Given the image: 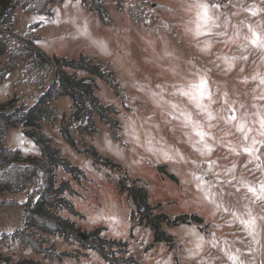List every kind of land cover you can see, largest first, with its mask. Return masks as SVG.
<instances>
[{"label":"rangeland","instance_id":"obj_1","mask_svg":"<svg viewBox=\"0 0 264 264\" xmlns=\"http://www.w3.org/2000/svg\"><path fill=\"white\" fill-rule=\"evenodd\" d=\"M101 2L107 22L80 0H54L49 13L14 10L16 31L29 32L46 54L91 57L113 72L121 88L115 94L98 75L77 72L89 75L100 102L116 109L119 139L94 113L97 130H73L71 146L59 130L70 113L66 95L57 106L50 102L52 124L39 120L51 144L84 173L75 179L56 167V184L69 182L73 191L62 196L76 210L56 213L84 234L102 227L101 235L125 240L127 251L115 254L132 256L136 261L129 264H264V0H123L119 8L113 0ZM21 67L23 81L32 85L13 94L16 105L30 106L28 98L34 102L47 85L51 69H42L37 83L20 61L0 82V102L22 87ZM22 128L11 127L5 145L22 147L23 157L39 156L29 154L38 146ZM88 146L121 168L95 162L84 152ZM124 173L146 188L152 212L194 213L202 221H161L172 246L154 240L153 229L138 222L132 198L118 189ZM27 190L4 198L24 200ZM0 210V235H9L0 251L12 260L109 264L83 241L53 232L35 236L42 248L68 254L36 251L10 236L23 225V207L4 204Z\"/></svg>","mask_w":264,"mask_h":264},{"label":"trees","instance_id":"obj_2","mask_svg":"<svg viewBox=\"0 0 264 264\" xmlns=\"http://www.w3.org/2000/svg\"><path fill=\"white\" fill-rule=\"evenodd\" d=\"M54 0H0V55H6L0 61V80L13 70L20 61L28 64V69L34 72L35 82L40 83L42 69H51V76L46 86L36 94L34 102L26 107L22 102L16 105L17 96L13 95L0 102V207L4 204L20 205L23 207V225L15 229L11 237H18L23 244L31 245L36 251L55 254L57 257L68 254L56 252L52 248L44 249L35 234L39 231L58 233L65 237H74L95 249L109 264H129L136 260L132 256L116 255L115 252H126V241L120 238H108L100 234L102 227H97L81 235L79 227L68 218L60 217L56 211L60 208L76 213L70 200L62 196L63 191L72 192L67 180H60L56 184L55 169L61 166L73 178L84 175L83 170L73 164L67 157L60 154L57 147L51 144V138L40 129L39 120L52 124L55 108L51 101L59 95L70 98V113L61 118L59 130L62 137L71 145L75 141L71 135L77 132L93 133L97 129L94 125V113L108 124L111 135L119 139L117 129L118 120L113 115L116 109L111 104L100 102L94 91V82L89 75L79 76L78 71H86L103 78L115 94L121 93V88L113 76V72L102 62H95L91 57L80 53L77 57L48 55L35 45L32 35H20L14 27V10L17 6L24 11L49 13V3ZM89 9L94 10L103 22L109 20L105 6L101 0H80ZM117 7L123 0H113ZM70 70H68V69ZM27 71L24 72L26 74ZM20 123L25 135L30 137L38 146L40 155L23 157L18 147H8L4 137L9 128ZM95 162H103L107 166L121 168L119 163L111 162L102 156L94 146L86 147ZM161 171L163 167L158 166ZM170 175V174H169ZM171 176V175H170ZM28 189V190H27ZM118 189L126 191L134 203V212L138 214V222L149 225L153 229V239L163 240L169 247L172 238L161 228V221L176 225L180 223H199L201 216L194 213H178L170 217L164 212H152L151 204L147 200L146 188L138 185L134 180H128L126 174L118 179ZM27 190L24 200L4 198L5 195ZM0 210V217H1ZM34 228L30 230L28 228ZM84 234V233H83ZM9 235L2 232L0 243ZM0 264H41L32 258H17L12 260L9 255L0 251Z\"/></svg>","mask_w":264,"mask_h":264},{"label":"crops","instance_id":"obj_3","mask_svg":"<svg viewBox=\"0 0 264 264\" xmlns=\"http://www.w3.org/2000/svg\"><path fill=\"white\" fill-rule=\"evenodd\" d=\"M55 53V52H54ZM84 76V75H83ZM6 79V76L2 79V80H0V82L1 81H4ZM20 80L22 81V87L20 88V89H11V90H9V91H7L6 93H5V99L6 98H8V97H10V96H12L13 94H16V95H18V94H20V93H23V92H25L26 90H28L29 88H30V86L32 85V84H28L27 82H25V81H23V77H22V67H21V76H20ZM31 89V88H30ZM60 97H62V95H59V96H57L54 100H53V103L54 104H56V106H57V102H58V99L60 98ZM27 102H29L30 104H32L33 103V99H32V97H30V98H28V100H27ZM70 102H71V100H70ZM69 102V103H70ZM17 127V126H16ZM16 127H12V128H16ZM11 128H9L8 129V131L10 130ZM8 133V132H7ZM23 133V132H22ZM6 136H7V134H6ZM51 136V135H50ZM6 138V137H5ZM52 138V137H51ZM9 147V146H8ZM15 147H19V146H15ZM55 147H57V146H55ZM57 148H59V147H57ZM20 149H21V151L22 152H24V149H22V147H20ZM32 151L31 152H29V154H38V152H40L39 150H38V147H33L32 146V149H31ZM61 152V151H60ZM25 153V152H24ZM26 154V153H25Z\"/></svg>","mask_w":264,"mask_h":264},{"label":"water","instance_id":"obj_4","mask_svg":"<svg viewBox=\"0 0 264 264\" xmlns=\"http://www.w3.org/2000/svg\"><path fill=\"white\" fill-rule=\"evenodd\" d=\"M81 235H82V236H84V237L86 236V235H85V234H83V233H81Z\"/></svg>","mask_w":264,"mask_h":264},{"label":"snow or ice","instance_id":"obj_5","mask_svg":"<svg viewBox=\"0 0 264 264\" xmlns=\"http://www.w3.org/2000/svg\"><path fill=\"white\" fill-rule=\"evenodd\" d=\"M42 19V18H41ZM101 44H102V42H101ZM201 86H203V82L201 83Z\"/></svg>","mask_w":264,"mask_h":264}]
</instances>
